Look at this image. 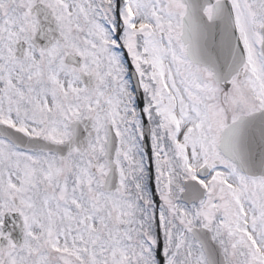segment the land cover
Here are the masks:
<instances>
[{"label":"snow or ice","instance_id":"1","mask_svg":"<svg viewBox=\"0 0 264 264\" xmlns=\"http://www.w3.org/2000/svg\"><path fill=\"white\" fill-rule=\"evenodd\" d=\"M0 264H264V0H0Z\"/></svg>","mask_w":264,"mask_h":264}]
</instances>
